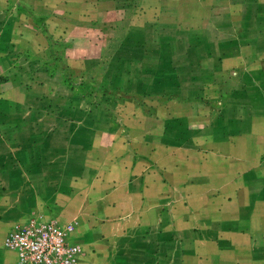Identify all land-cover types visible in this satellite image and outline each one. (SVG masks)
<instances>
[{
  "label": "crops",
  "instance_id": "1",
  "mask_svg": "<svg viewBox=\"0 0 264 264\" xmlns=\"http://www.w3.org/2000/svg\"><path fill=\"white\" fill-rule=\"evenodd\" d=\"M193 1L209 22L228 23L219 56L207 43L218 67L200 81L214 98L196 116L225 131L198 147L174 145L172 174L119 166L103 178L85 158L79 122L58 118L60 82L45 65L43 41L27 42L0 9V264L16 262L8 235L40 217L75 224L78 264H131L136 251L146 257L144 248L120 242L167 218L168 231L188 235L180 264H264V0ZM29 52L35 72L19 55Z\"/></svg>",
  "mask_w": 264,
  "mask_h": 264
},
{
  "label": "rangeland",
  "instance_id": "2",
  "mask_svg": "<svg viewBox=\"0 0 264 264\" xmlns=\"http://www.w3.org/2000/svg\"><path fill=\"white\" fill-rule=\"evenodd\" d=\"M191 3L0 0V9L27 42L43 41L45 65L60 82L58 118L79 122L76 131L84 135L85 158L95 165L98 177L119 166L161 167L172 174L174 145L198 147L206 135L220 137L225 131L220 123L205 127L196 116L203 118L199 105L214 98L206 94L200 78L218 67L208 54L211 47L220 55L218 43L228 23L220 18L209 22ZM173 18L183 23L168 22ZM19 55L26 57L25 64L31 62L32 72L37 70L39 64L32 63L36 53ZM166 191V200H171V188ZM164 211L168 214L169 207ZM168 225L169 218L122 239V249H130L125 244L133 242L146 253L131 254L136 256L131 264L181 263L188 235H173Z\"/></svg>",
  "mask_w": 264,
  "mask_h": 264
},
{
  "label": "built area",
  "instance_id": "3",
  "mask_svg": "<svg viewBox=\"0 0 264 264\" xmlns=\"http://www.w3.org/2000/svg\"><path fill=\"white\" fill-rule=\"evenodd\" d=\"M74 229L58 219L33 218L16 226L5 245L16 256L14 264H78L81 249L71 240Z\"/></svg>",
  "mask_w": 264,
  "mask_h": 264
}]
</instances>
